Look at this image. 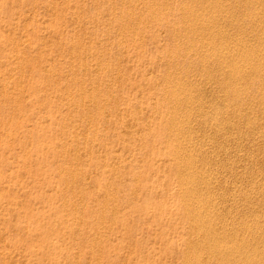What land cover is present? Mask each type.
I'll return each instance as SVG.
<instances>
[{
	"label": "rangeland",
	"instance_id": "1",
	"mask_svg": "<svg viewBox=\"0 0 264 264\" xmlns=\"http://www.w3.org/2000/svg\"><path fill=\"white\" fill-rule=\"evenodd\" d=\"M151 1L155 3V6ZM184 1L0 0V264H190L188 260H191V263L195 260L193 263L195 264L197 253L201 255L205 253L208 256L209 251L207 248L208 252L205 251L204 246H198L200 244L191 240L198 231L191 226L192 220L184 201L188 196H184L180 191L182 186L179 187L187 183L185 176H188V179L192 178L191 174L184 176L188 170L182 171L183 174L179 173L181 169L178 166L185 156L189 158L185 157L187 161L184 159V163L194 161L195 164L193 162L192 164L197 166L199 164V167L202 166L215 174V179L213 178L215 181L211 182L206 175L197 174L196 179L203 181V184L194 179L195 182L198 181L202 185H212L213 182L216 186L213 184L210 187V189L213 188L208 191L209 195L203 190L202 193L205 194L199 192L200 194L195 195L202 194L204 197H210L224 192L222 195L219 194L220 201L227 203L237 190L245 192L257 190L255 193L260 195L264 193H260L264 191V148L262 149L264 142L255 144L251 137L253 131L249 130L250 121H257L256 132L264 130V105L262 107L259 103L264 100V91H262L264 81H261L264 80V76H262L263 79L262 77L246 79L243 84L248 87L247 92H241L243 94L240 97L233 94L232 98L227 97L232 94L226 89L222 90L218 83L217 85L213 83L215 80L220 81V72L214 69L215 74L212 75L210 83L216 89L214 90L210 83V86L208 85L210 89L207 88L204 77H200L201 74H199H205L203 70L205 64L203 66L198 62L200 59H197L192 51L195 49L193 45L199 42V39L206 40L208 36L206 35L205 39L203 34L200 38L197 35L189 36L184 33L183 22H187L191 15L182 13V8L184 3L192 4L194 0ZM196 1L193 3L198 4L196 8L214 10L210 0H207L209 3L206 0ZM225 1H220L223 2V7L230 6V9L237 10L236 18L238 17L237 20L242 23H238L234 15L233 20L229 19L231 23L227 21L228 24H225V21L223 25L217 24L221 26V29L216 25L214 30L217 33L221 32L220 36L229 35V37L249 41L251 45L245 50L246 54L257 51L260 47L257 45L260 42L255 39V34H257L256 31H260L258 27L254 28L253 24H248L250 22L247 14L253 11L251 5H246L249 3L245 0ZM176 3L179 4L178 9ZM239 4L241 5L238 6ZM259 8L263 11L264 7ZM176 9L179 10L178 13ZM164 10L166 14L163 13ZM239 12L241 14L238 15ZM178 15L179 17L183 15L182 20L177 17ZM234 20L237 24L233 23ZM241 25L244 26L241 27ZM192 41L195 43L193 44ZM186 45L191 47H189L190 50ZM186 57L188 58L185 59ZM154 63L159 64L153 66ZM160 64L163 66L161 67ZM262 64L264 66V63ZM178 72L180 73L177 76ZM178 78L179 81L183 78L180 83L191 82L194 89L206 91L202 97L215 98L216 101L210 100L207 105H211L212 101L217 102L218 104L213 102L214 105H212L217 108L218 113H221L219 111L228 102L231 105L230 112H225L228 115L225 113L217 115V119L220 120L219 128L213 127L214 114V116L200 117L198 113H195L194 115L200 118H193V116L189 124L190 131L187 130L189 133L186 131L180 138L181 140L185 138L183 143L188 139L194 140V147L187 149L182 147L183 153L179 149L181 146H178L181 140L174 137L176 126L179 127V125L169 124L172 116L170 110L173 111L174 106H177L175 99H170L172 95L169 93H173L175 89L184 91L171 82L178 81ZM204 85L206 87H203ZM198 86L199 89L196 88ZM190 87L187 90L191 92ZM210 90L212 91L208 94ZM185 107L187 108V106L180 107L181 114L184 113L182 111L187 110H184ZM232 109L244 112V118L238 119V116L233 115ZM224 115L228 118L225 119ZM167 116L169 120H164L163 117ZM203 120H205L204 123ZM222 127L228 130L225 131ZM217 131L220 132L217 133ZM240 132L242 138L238 136ZM187 136L188 139H186ZM221 138L225 142L220 140ZM220 141L224 142L223 145ZM176 142L179 144L175 145ZM212 142L215 146L210 144ZM202 145L210 147L199 148ZM175 146L179 147L177 156L180 158L175 157ZM197 146L199 149L196 148ZM192 147L194 151L200 150L201 154L197 152L198 150L194 152ZM238 150H240L239 153ZM169 151L172 152L169 153ZM166 154L168 158L165 157ZM206 154L209 155L206 157ZM242 154H247L245 157L248 160L242 157L244 163L238 158ZM159 155L160 157L156 160V156ZM172 156L175 158L171 159ZM235 157L237 162L234 161ZM250 160L255 161H253L254 165L250 163L252 162ZM258 160H260L259 163ZM161 164L164 166L162 167ZM257 172L259 176L253 175ZM176 173L179 175L177 176ZM180 174L183 180L180 179ZM217 174L224 181L220 176H216ZM63 175L66 177L63 178ZM86 176L88 179L85 178ZM201 176L203 178H200ZM226 179L230 181L229 184L227 182L228 185ZM235 179H237L236 182H234ZM179 181L180 184H178ZM253 182L255 186L252 185ZM214 187H216V193L211 192L215 191ZM260 188L261 190H258ZM181 197L184 200H180ZM262 200L260 203L255 202L257 204L255 210L246 208L245 205L249 201L244 200L246 202L242 203V207H234L235 210L232 209V212H223L224 214H220L219 218L238 221L234 224L235 226L239 220L250 223L259 215L258 221L264 223V207L262 208L264 198ZM163 203L166 204L164 207ZM244 214L246 217L243 216ZM169 216L170 218L172 216L171 220ZM188 223L189 227L193 228L192 231L195 230L194 232L185 226ZM237 227L242 229L241 231L247 230L242 223ZM184 229L188 233H184ZM218 233L215 236L230 237L224 232ZM232 237L230 239L234 241ZM198 247L202 248L203 253ZM261 248L263 247L261 246L260 250ZM72 254L73 259H71ZM205 255L203 257H206ZM208 258H205L206 264L218 263L216 260L218 257L209 258L211 262Z\"/></svg>",
	"mask_w": 264,
	"mask_h": 264
},
{
	"label": "bare ground",
	"instance_id": "2",
	"mask_svg": "<svg viewBox=\"0 0 264 264\" xmlns=\"http://www.w3.org/2000/svg\"><path fill=\"white\" fill-rule=\"evenodd\" d=\"M155 1V0H154ZM160 1V0H159ZM176 1V0H175ZM188 1H190V0H188ZM207 1V0H206ZM209 1V0H208ZM207 1V3H209L210 2V4L211 5H213L212 7H213V11H211V9H210V11H208V9H204V8H202V9H200L201 7H197L196 8V6L198 5V4H196V5H194L193 3L195 2V0H194V2L191 4V3H188V2H186V0L184 1V2H186V3H184L183 5V8H182V13H187V14H189L190 13V19H187L188 21L186 22H183L184 24H183V28H182V30L184 31V33L185 34H188L189 36H191L192 34L193 35H197L198 37H200V35H205L204 36V38L206 37V35L208 36V39H206V40H202L201 39V41H200V39H199V42H197V43H195V42H193L194 41V39H193V41H192V43L194 44H190L191 46L193 45V47H195V51L193 50L192 52H193V55L197 58V59H200L198 62H200V63H202V65L203 64H205V67H206V69H204L203 68V70L205 71V74H202V73H199V74H201L200 75V77H204L203 79L206 81V83H207V86L209 85V83L210 82H212V75L213 74H215L214 73V69H215V71H217V72H220V81L219 82H217L216 80H215V82H213L214 84H216L217 85V83H218V85L222 88V90H223V88L224 89H226L227 91H228V93H230V94H232V95H227V97H232L233 98V96L235 95L236 97H240V96H242V94H241V92H247V90H248V87H246V84L244 85L243 84V82L246 80V79H248V78H251V77H259V79H261V77L262 76H264V66H263V64L262 63H264V8L262 9L263 11H260V9L261 8H259L260 6L262 7H264V0H245L246 2H248L249 4H246V5H251V7H252V9H253V11L250 13V14H247L248 16H249V18H248V16L245 14V12H244V14L247 16V18L249 19L248 21L251 23H248L249 25H252L253 24V27L254 28H256V27H258L259 28V31L260 32H257L256 31V33L257 34H255V39L257 40V41H259L260 43V45L258 44H256L257 46H260L259 48H258V50L257 51H251L250 53H245L246 51V49L251 45H249V41L247 42V41H243V39L242 40H240V39H238L237 37L235 38V37H229V35H223V36H220V31H218V32H220V33H217L216 32V30H214L215 29V27H217V26H219L220 27V29H221V24L223 25V22H225L226 21V23L225 24H228L227 23V21L228 22H230L231 23V21H229V19H231V20H233L232 18H234V15H235V13H236V11H234L235 9H230L229 7H227L226 6V8L225 7H223L224 5H223V2H220L219 0H210L209 2ZM240 1H242V0H240ZM134 2H135V0H134ZM141 2V1H140ZM148 2V1H147ZM164 2V1H163ZM162 2V3H163ZM174 2V1H173ZM196 2H198V0L196 1ZM225 2H227V0L225 1ZM231 2V1H230ZM237 2V1H236ZM127 3V2H126ZM130 3H132V1L130 2ZM149 3V2H148ZM151 3H152V1H151ZM150 3V4H151ZM157 3H158V1H157ZM160 3V2H159ZM166 3L167 4H170V3H168V1H166ZM182 2H180V4H181ZM188 3V4H187ZM205 3V2H204ZM238 3V2H237ZM236 3V4H237ZM153 5L155 4V3H152ZM164 4V3H163ZM176 4H178V3H176ZM232 4V3H231ZM233 4H235V2L233 3ZM244 4V5H245ZM139 5V4H138ZM164 5H166V4H164ZM200 5V4H199ZM209 5V4H208ZM241 4H239L238 6H240ZM243 5V6H244ZM149 6V5H148ZM147 6V7H148ZM155 6V5H154ZM181 6V5H180ZM233 6V5H232ZM149 7H152V5L151 6H149ZM166 8H167V6H165ZM171 7H174V6H171ZM182 7V6H181ZM204 7V6H203ZM245 7V6H244ZM164 8V7H163ZM162 8V9H163ZM165 8V9H166ZM177 9L179 8V4H178V7H176ZM207 8V7H206ZM210 8V7H209ZM235 8H237V7H235ZM243 8V7H242ZM250 8V7H249ZM177 9L175 10V11H177ZM259 9V11H256V10H258ZM152 10V9H151ZM150 10V11H151ZM245 11H246V9H244ZM250 10V9H249ZM155 11V10H154ZM157 11H158V9H157ZM156 11V12H157ZM171 11V10H170ZM179 11V10H178ZM178 11H177V13H178ZM208 11V12H207ZM238 11H240V10H238ZM169 12V11H168ZM131 13V12H130ZM163 13H165V10H164V12ZM170 13V12H169ZM175 13V12H174ZM180 13V12H179ZM166 14V13H165ZM183 14V15H184ZM239 14H241V12H239L238 13V15ZM149 15V14H148ZM175 15V14H174ZM182 15V16H183ZM237 15V14H236ZM236 15H235V18H236ZM244 15V16H245ZM153 16H154V12H153ZM182 16H180L179 17V15L177 16V17H179V19L180 20H182ZM188 16V15H187ZM133 17V16H132ZM155 17V16H154ZM160 17V16H159ZM163 17V16H162ZM173 18H175L174 16H172ZM176 17V18H177ZM240 18H241V16H239ZM243 17V16H242ZM172 18V19H173ZM239 18V19H240ZM260 18L263 20H260ZM150 19V18H149ZM152 19V18H151ZM164 19V18H163ZM185 19H186V15H185ZM238 19V17L235 19V20H237ZM244 19V18H243ZM161 21H162V18L160 19ZM166 20V19H165ZM168 20H169V22L171 21L170 20V17H168ZM180 20H177V21H180ZM233 21V23H235L236 21ZM156 21V20H155ZM155 21H154V23H155ZM176 21V20H175ZM184 21V20H183ZM240 21H242V20H240ZM152 22V21H151ZM164 22V21H163ZM163 22H162V24H163ZM182 22V21H181ZM237 22L238 23H242V22H239V20H237ZM237 22H236V24H237ZM158 23V22H157ZM161 23V22H160ZM174 23V22H173ZM244 23V22H243ZM217 24H220V25H217ZM235 24V25H236ZM247 24V23H246ZM263 24V25H262ZM155 25H157V24H155ZM159 25V24H158ZM171 25V24H170ZM169 25V26H170ZM177 25V24H176ZM217 25V26H216ZM230 25V24H229ZM159 26H161V25H159ZM158 26V27H159ZM172 26V25H171ZM181 26V25H180ZM233 26V25H232ZM240 26V25H239ZM244 26V25H243ZM242 25H241V27H243ZM246 26V25H245ZM223 27V26H222ZM162 28V27H161ZM166 28H169V27H166ZM226 28V27H225ZM228 28V27H227ZM232 29V28H231ZM238 29V28H237ZM246 29H248V28H246ZM165 30H167V29H165ZM176 30H177V28H176ZM182 30H179V31H182ZM218 30V29H217ZM252 30V29H251ZM256 30H258V29H256ZM136 31V30H135ZM163 31V30H162ZM170 31V30H169ZM172 31V30H171ZM170 31V32H171ZM175 31V30H174ZM173 31V32H174ZM179 31H176V32H179ZM228 31H229V29H228ZM228 31H227V33H228ZM237 31V30H236ZM241 31V30H240ZM238 32V31H237ZM236 32V33H237ZM181 33V32H180ZM236 33H234V34H236ZM161 34V33H160ZM179 34V33H178ZM177 34V35H178ZM224 34H226L225 32H224ZM243 34V33H242ZM176 34H175V36H177ZM187 35V36H188ZM222 35V34H221ZM179 36V35H178ZM182 36H183V34H182ZM232 36V35H231ZM240 36H241V34H240ZM251 36V35H250ZM194 38L196 37V36H193ZM192 37V38H193ZM197 37V38H198ZM253 37V36H252ZM172 38V37H171ZM178 38V37H177ZM176 38V39H177ZM181 38V37H180ZM184 38V37H183ZM186 38V40H187V37H185ZM201 38V37H200ZM247 38V37H246ZM249 38V37H248ZM254 38V37H253ZM189 39V38H188ZM175 40V39H174ZM192 40V39H191ZM198 40V39H197ZM250 40V39H249ZM179 41H180V39H179ZM183 40H181V42H182ZM190 41V40H189ZM184 42V41H183ZM217 42H219L218 44H217ZM250 42H251V40H250ZM256 42V41H255ZM165 43V42H164ZM188 43V42H187ZM176 44V43H175ZM182 45H183V43H182ZM188 45H189V43H188ZM188 45H186L187 46V49H189V47H188ZM176 46V45H175ZM186 46H184L185 48H186ZM231 46H232V48H236L237 50H235L234 51V49H232L231 48ZM255 46V45H254ZM257 46H256V48H257ZM252 47V46H251ZM251 47L249 48V50L251 49ZM180 49L182 48V47H179ZM184 48V49H185ZM191 48V47H190ZM253 48H255V47H253ZM252 48V49H253ZM161 49V48H160ZM180 49H179V51H180ZM186 49V50H187ZM165 50V49H164ZM190 50V49H189ZM249 50H248V52H249ZM176 51V50H175ZM174 51V52H175ZM183 51V50H182ZM242 51L244 52V53H242ZM164 52V51H163ZM174 52H173V54H174ZM177 52V51H176ZM176 52H175V56H176ZM194 52H195V54H194ZM178 53H181V52H178ZM177 53V54H178ZM184 53H185V51H184ZM168 54V53H167ZM171 54V53H170ZM182 54H183V52H182ZM186 54H187V52H186ZM172 55V54H171ZM170 55V56H171ZM191 55H192V53H191ZM140 56V55H139ZM161 56V55H160ZM178 57V56H177ZM141 58V57H140ZM163 58V57H162ZM174 58V57H173ZM172 58V59H173ZM188 57H186L185 59H187ZM144 59V58H143ZM175 59V58H174ZM173 59V60H174ZM184 59V58H183ZM183 59H180V60H183ZM145 60V59H144ZM176 60H177V58H176ZM189 60H190V58H189ZM192 60V62H193V59H191ZM142 62V61H141ZM154 62H156L155 60H154ZM175 62V61H174ZM206 62V63H205ZM159 64V63H158ZM158 64H156L155 65V63L153 64V66L155 65V66H157ZM262 64V65H261ZM161 65V64H160ZM175 65V64H174ZM151 66H152V64H151ZM150 66V67H151ZM163 65H161V67H162ZM199 66V65H198ZM204 66V65H203ZM202 66V67H203ZM263 66V67H262ZM183 67V66H182ZM192 67V66H191ZM201 67V68H202ZM155 68H157V67H155ZM155 68H153V69H155ZM180 69V68H179ZM212 70V71H211ZM182 71V70H181ZM180 71V72H181ZM180 72H178V74H177V76L179 75V73ZM202 72V71H201ZM148 73V72H147ZM193 73V72H192ZM217 74V73H216ZM165 75V74H164ZM168 75V74H167ZM176 75V74H175ZM188 74H186V76H187ZM181 76V75H180ZM195 76V75H194ZM219 76V75H218ZM166 77V76H165ZM164 77V78H165ZM168 77V76H167ZM217 77V76H216ZM216 77H214V78H216ZM164 78H163V80H164ZM169 78V77H168ZM171 78V77H170ZM195 78V77H194ZM252 78V79H253ZM144 79V78H143ZM149 79V78H148ZM147 79V80H148ZM173 79H175V78H173ZM182 80H183V78H181ZM181 79H180V81H181ZM185 79V78H184ZM197 79V78H196ZM262 79H263V77H262ZM145 80V79H144ZM166 81L168 80V79H165ZM198 80V79H197ZM200 80V79H199ZM217 80H218V78H217ZM249 80H251V79H249ZM152 81H154V80H152ZM171 81V80H170ZM169 81V82H170ZM178 81H179V78H178ZM178 81H171V82H173V83H175L176 85H178V87H180L179 89H183L184 91H182V92H180V91H178V90H171V91H173V93H169V94H171L172 96H171V100L174 98L175 99V102H176V104H177V106L175 105V104H173V105H175L174 106V109H173V111L172 110H170L169 108V110L171 111L170 113H172V116H171V118H170V122H169V124L170 125H175L176 126V124H178L179 125V127L178 126H176V133H175V135H174V137L176 136V138L175 139H180V138H182V136H183V134L189 129V131H190V126H189V124H190V122H191V120L193 119V118H197L198 116H200V117H205V116H207V115H212V116H214L215 115V117H213V119L215 120L214 122H213V127H215V128H219V126H220V120H219V118L217 119V115H223V113H225V112H227V111H229L230 112V107H231V105L229 104V102L227 103V105H224V103H223V105H224V107H223V109L221 110V111H219V112H221V113H218V110H216L217 108H214L213 107V105H214V101H212V104L211 105H207V104H209V101L210 100H214L215 98H212V97H210V98H212V99H210L209 98V96H207L208 97V101L205 99V101H203L204 100V97H202V95L204 94V92H206V91H204V90H202V89H200V90H196V89H194L195 87H193L189 82H188V84H187V82H181L180 83V81L178 82ZM186 81V80H185ZM201 81V80H200ZM255 81V80H254ZM261 81H264V80H261ZM260 81V82H261ZM198 82V81H197ZM250 82H253V80H251ZM249 82V83H250ZM257 82V81H256ZM259 82V83H260ZM150 83V82H149ZM196 83V82H195ZM202 83H204V82H202ZM255 83V82H254ZM253 83V84H254ZM262 83V82H261ZM261 83H260V86H261ZM190 84V86H192V87H190V86H188ZM205 84V83H204ZM211 85H212V83H210ZM263 84V83H262ZM148 85H151V84H148ZM155 85H156V83H155ZM169 85V84H168ZM199 85V84H198ZM202 85V84H201ZM206 85V84H205ZM203 86V87H206V86ZM171 86H173V85H171ZM210 86V85H209ZM209 86L207 87V88H209ZM218 86V87H219ZM243 86H245V88L243 89ZM251 86H252V83H251ZM263 86H264V84H263ZM191 88V89H189V90H191V92L190 91H188L187 89L188 88ZM212 87H213V85H212ZM217 87V86H216ZM252 87H254V85L252 86ZM259 87V86H258ZM167 88H169V87H167ZM176 88V87H175ZM196 88H200L199 86L198 87H196ZM214 88V90L216 89L215 87H213ZM220 88V89H221ZM205 89V88H204ZM210 89V88H209ZM212 89V88H211ZM218 89V88H217ZM252 89V88H251ZM255 89H256V87H255ZM258 89V88H257ZM169 90V89H168ZM206 90V89H205ZM226 90H224V91H226ZM259 90H260V88H259ZM258 90V91H259ZM262 90V89H261ZM165 91H166V89H165ZM164 91V92H165ZM211 91L212 90H210V92H208V94L209 93H211ZM221 91V90H220ZM253 91H254V89H253ZM262 91H264V90H262ZM148 92V91H147ZM195 92H196V94H195ZM224 93V92H223ZM249 93V92H248ZM248 93H246V94H248ZM256 93V92H255ZM168 94V93H167ZM218 94V93H217ZM220 94V93H219ZM234 94V95H233ZM194 95H196V97H194ZM213 95V94H212ZM249 95H250V93H249ZM261 95H263L262 94V92H261ZM217 96V95H216ZM167 97V96H166ZM215 97V96H214ZM222 97V96H221ZM220 97V98H221ZM224 97V96H223ZM261 97H263V96H261ZM165 98V97H164ZM168 98H169V96H168ZM196 98V99H195ZM219 98V97H218ZM255 98V97H254ZM203 99V100H202ZM224 99V98H223ZM225 99H227V98H225ZM243 99V98H242ZM170 101V100H169ZM215 101H216V99H215ZM221 101V100H220ZM226 101V100H225ZM231 101V100H230ZM257 101V100H256ZM259 101H260V99H259ZM168 102V101H167ZM208 102V103H207ZM214 102V103H213ZM233 102V101H232ZM253 102V101H252ZM211 103V102H210ZM217 103V102H216ZM215 103V104H216ZM245 103V102H244ZM249 103V102H248ZM259 103H261V105L260 106H262V105H264V100H261V102H259ZM218 104V103H217ZM239 104V103H238ZM241 104V103H240ZM181 106H187V108L185 107V109L184 110H186V111H182V113L184 114H181L180 112H181V110H180V107ZM244 106H245V104H244ZM216 107H217V105H216ZM249 107V106H248ZM253 107V106H252ZM263 107V106H262ZM161 108V107H160ZM171 108V107H170ZM184 108V107H183ZM212 108H214V110L212 109ZM218 108H220V107H218ZM242 108V107H241ZM221 109V108H220ZM246 109V108H245ZM249 109H251V108H249ZM260 109V108H259ZM264 109V108H263ZM156 110H157V108H156ZM160 110V109H159ZM179 110H180V112H179ZM233 110V115L234 116H238V119H243L244 118V116L243 115H245L244 114V112L242 113L241 112V110H235V109H232ZM244 110V109H243ZM255 110V109H254ZM165 110H163V112H164ZM248 111V110H247ZM258 111H261V110H258ZM161 112V111H160ZM159 112V113H160ZM157 113H158V110H157ZM169 113V114H170ZM180 113V114H179ZM195 113H198L197 115V117L195 116L196 114ZM195 114V115H194ZM214 114V115H213ZM225 114H227V113H225ZM231 113H229V115H230ZM249 114V113H248ZM262 114V113H261ZM165 115H166V113H165ZM165 115L163 114V116L165 117ZM228 115V114H227ZM252 115V114H251ZM255 115V114H254ZM253 115V116H254ZM169 116V115H168ZM168 116L166 117V118H164L163 117V119L165 120V119H167V120H169L168 119ZM194 116V117H193ZM225 116V115H224ZM248 116V115H247ZM246 116V117H247ZM259 116V115H258ZM193 117V118H192ZM200 117H198V118H200ZM219 117V116H218ZM221 117V116H220ZM223 117V116H222ZM231 117H232V114H231ZM260 117V116H259ZM264 117V116H263ZM262 117V118H263ZM211 118V117H210ZM224 118V117H223ZM226 118H228V116L226 117L225 116V119ZM202 119V118H201ZM205 119V118H204ZM236 119H237V117H236ZM196 120V119H195ZM248 120V119H247ZM161 121V120H160ZM201 121V120H200ZM204 121L205 120H203V123H204ZM213 121V120H212ZM227 121V120H226ZM243 121V120H242ZM245 121V120H244ZM262 121V120H261ZM167 122V121H166ZM194 122V121H193ZM199 122V121H198ZM227 122H229V121H227ZM159 123V122H158ZM158 123H157V125H158ZM161 123H163L162 121H161ZM168 123V122H167ZM199 123H201V122H199ZM250 123V126H249V130H250V132L251 131H253V134H251V137L253 138L252 140H253V142L255 143V144H260V143H262V142H264V130H262V131H255L256 129H257V127H258V123H257V121H250L249 122ZM248 123V124H249ZM192 124V123H191ZM207 124V123H206ZM148 125V124H147ZM160 125H162V124H160ZM164 125H166V124H164ZM200 125V124H199ZM204 125V124H203ZM208 125H209V122H208ZM230 125H232V124H230ZM149 126V125H148ZM163 126V125H162ZM167 126H169V125H167ZM175 126H173V128L175 127ZM202 126V125H201ZM206 126V125H205ZM225 126V125H224ZM170 127H172V126H170ZM190 127V128H189ZM242 127V126H241ZM193 128H194V126H193ZM206 128H207V126H206ZM224 130H225V128L224 127H222ZM261 128V127H260ZM208 129H209V127H208ZM211 129V128H210ZM222 129V130H223ZM193 130V129H192ZM226 130H228V128L226 129ZM225 130V131H226ZM241 130V129H240ZM240 130H238V131H240ZM172 132H174L173 130H172ZM188 132V131H187ZM205 132H207V131H205ZM220 132V131H219ZM218 131H217V133H219ZM231 132V131H230ZM249 132V131H248ZM169 133V132H168ZM189 133V132H188ZM209 133V132H208ZM214 133V132H213ZM226 133V132H225ZM174 134V133H173ZM222 134V133H221ZM229 134V133H228ZM244 134H245V132H244ZM249 134V133H248ZM195 135V134H194ZM206 135H207V133H206ZM223 135V134H222ZM222 135H220V136H222ZM225 135V134H224ZM223 135V136H224ZM243 135V134H242ZM172 136V135H171ZM184 136H186V135H184ZM203 136V135H202ZM208 136V135H207ZM207 136H205V137H207ZM220 136H219V138H220ZM222 136V137H223ZM230 136H232L233 137V135H230ZM235 136V135H234ZM239 137H241V132L239 133V135H238ZM237 136V137H238ZM191 137V136H190ZM199 137V136H198ZM211 137V136H210ZM227 137H228V135H227ZM227 137H224V138H227ZM236 137V136H235ZM234 137V138H235ZM244 137H246V136H244ZM243 137V138H244ZM173 138V137H172ZM197 138V137H196ZM208 138V137H207ZM218 138V137H217ZM242 138V137H241ZM240 138V139H241ZM247 138V137H246ZM174 139V138H173ZM184 137H183V139L181 140V142H180V145H178L179 143H177L178 142V140H177V142L175 143V145H178V146H181L180 148L179 147H177V148H179L180 150H181V148L182 147H184L185 149H187V148H190L191 146H193L194 147V140L193 141H191V140H189L188 139V136L186 137V139H188V140H185L186 142H182V141H184ZM199 139V138H198ZM237 139H239V138H237ZM239 139V140H240ZM179 140V141H180ZM220 140H222V138L220 139ZM196 141V140H195ZM201 141V140H200ZM214 141H217V140H214ZM222 141H224V140H222ZM227 141V140H226ZM241 141H243V140H241ZM245 141H249V140H245ZM225 142V141H224ZM224 142H221L220 141V143L222 144V143H224ZM228 142V141H227ZM260 142V143H259ZM196 144H197V142H195ZM208 143V142H207ZM213 143V142H212ZM210 143L212 146L215 144V143ZM219 143V145L217 144V142H216V144L218 145V146H221V144ZM232 143V142H231ZM195 144V145H196ZM200 143H198V146H200L199 145ZM233 144V143H232ZM244 144V143H243ZM247 144H248V142H247ZM223 145V144H222ZM254 145V144H253ZM174 146V145H173ZM198 146L196 147V148H198ZM205 146V145H204ZM203 145H202V147H199V148H206V146H209V145H206L205 147H204ZM211 146V147H212ZM215 146V145H214ZM218 146H216V147H218ZM229 146V145H228ZM246 146V145H245ZM264 146V145H263ZM172 147V146H171ZM170 147V148H171ZM192 147V148H193ZM210 147V146H209ZM208 147V148H209ZM222 147V146H221ZM247 147V146H246ZM250 147V146H249ZM174 148H176V146L174 147ZM173 148V149H174ZM174 149V154H175V157L178 155V151H180L179 149ZM184 148H182V150L184 149ZM198 148V149H199ZM254 148V147H253ZM264 147H262V149H263ZM172 149V148H171ZM170 149V150H171ZM172 149V150H173ZM198 149H196L195 151H197ZM212 149V148H211ZM211 149H210V151H211ZM214 150L213 151H215V148H213ZM229 149V148H228ZM239 149V148H238ZM181 150V152L183 153V151ZM191 150V149H190ZM203 150V149H202ZM188 151H189V149H188ZM193 151H194V148H193ZM192 151V152H193ZM194 151V152H195ZM205 151V150H204ZM210 151H209V153H210ZM239 151L240 150H238V153H239ZM258 151V150H257ZM172 151H169V153H171ZM185 152V151H184ZM199 154H201V152H200V150H198L197 151ZM208 152V151H207ZM216 152V151H215ZM221 152V151H220ZM247 152V151H246ZM249 152V151H248ZM168 153V154H169ZM181 153V154H182ZM206 152H204V154H205ZM242 153V152H241ZM180 154V155H181ZM190 154V153H189ZM203 154V153H202ZM229 154V153H228ZM236 154V153H235ZM258 154V153H257ZM260 154V153H259ZM262 154V153H261ZM187 155V154H186ZM194 155H195V153H194ZM198 155V154H197ZM209 155V154H208ZM207 154H206V157L208 156ZM230 155H231V153H230ZM247 154H242V155H240V157H238L241 161H242V159L244 158V159H247L245 156H246ZM249 155V154H248ZM163 156V155H162ZM169 156H170V154H169ZM185 156V155H184ZM188 156V155H187ZM189 156H191V155H189ZM203 156V155H202ZM205 156V155H204ZM228 156V155H227ZM155 157V156H154ZM157 157H160V155L159 156H156V160H157ZM166 158H168L167 157V154H166V156H165ZM173 157L174 156H172V158L171 159H173ZM174 157V158H175ZM177 157H179V156H177ZM182 157V156H181ZM186 157V156H185ZM184 157V159H185V161H187V159L189 158V157H186L185 158ZM221 157V156H220ZM243 157V158H242ZM251 157V156H250ZM254 157V156H253ZM180 158V157H179ZM197 158V157H196ZM222 158V157H221ZM226 158V157H225ZM229 158V157H228ZM248 158H249V156H248ZM259 158V157H258ZM258 158H256V159H258ZM263 158V157H262ZM154 159V158H153ZM181 159H183V158H181ZM183 159V160H184ZM191 159V158H190ZM193 159V158H192ZM233 159V158H232ZM235 160L234 161H236V157L234 158ZM238 159V160H239ZM249 159H252V158H249ZM254 159V158H253ZM179 161L180 162V166H178V168L179 169H181V172L179 171V173H182L183 174V172L182 171H186L187 172V170H188V172L187 173H184V176L185 175H190L191 174V176L190 177H192V178H190V179H188V176H185V177H187V180H185V181H187V183L186 184H184V185H179V187L180 186H182L181 187V189H180V191L182 192V194H184V196H188L187 197V200L185 199H182V197L180 198V200H184V201H186L185 203H186V206H187V208H188V215H189V217L191 218V220H192V227H194V228H196L197 229V231L198 232H196V234H194V240L193 239H191L192 241H195V243H198V244H200V245H198V246H204V248L206 249H208V251H207V249L205 250V251H207L208 252V256L207 255H205V253H203L202 252V248L201 247H198V248H201V253H203L202 255L201 254H199V253H197V255H195V256H197V257H195V259L197 258V261L195 262V264H206V261H205V258L207 259L208 257L211 259V258H214V257H218V259L216 258V260L218 261V263L217 264H264V260H263V257H264V235L262 236V234H261V230L262 229H264L263 227H264V223H263V221H258V216L257 215H254V216H257V218H252L253 220L249 223V222H242L241 220H239V223L237 224L238 226L240 225L241 226V223L242 224H244L246 227H247V230L245 229L244 231H241L238 227H237V225H235L234 226V224H236V222H238V221H236L235 222V220H233V221H228L227 220V218H226V220L228 221H226L225 219H221L222 217H220L219 218V216H221L220 214H222L223 212H232L233 210L232 209H234V207H239V206H243L242 205V203L243 202H246V201H244V200H247V202L249 201V203H245L246 205V208H248V209H252V210H255V209H257V204L255 203V202H257V203H260V201L264 198V193L263 194H257V193H255L256 191H254V192H245V191H238L237 190V192L235 193V195L233 194H231L232 195V198H230L231 200H230V202H227L226 203V201L225 200H223V201H225V203H222V201H220V197H221V195L224 193H216V187H214V190L215 191H211V192H214V193H216L217 195H215V196H208V197H204V196H202V194H205V193H202V190H203V192H205V191H210L211 189H210V187L211 186H213V182H212V185L210 184H205V185H202L203 184V181L201 182L200 181V179H196L198 176H197V174H201V175H206L209 179H210V182L213 180V181H215L214 179V173H213V171L211 172V171H209V170H206V168H202V166L201 167H199L200 165L198 164V166L197 165H194L195 164V162L194 161H192L194 164H192V162H190V164H189V162H187V163H184V161ZM215 160H217V159H215ZM219 160H220V158H219ZM218 160V161H219ZM239 160V163L241 162ZM248 160V159H247ZM246 160V161H247ZM175 161H176V159H175ZM250 161H252V160H250ZM254 161V160H253ZM253 161L252 162H250V163H253ZM259 161L260 160H258V163H259ZM154 162H155V160H154ZM217 162V161H216ZM237 162V161H236ZM249 162V161H248ZM255 162V161H254ZM242 163H244L243 161H242ZM247 163V162H246ZM257 163V162H256ZM163 164V163H162ZM162 164H161V166H162ZM176 164H179V163H176ZM175 164V165H176ZM235 164V163H234ZM249 164V163H248ZM262 164V163H261ZM236 165V164H235ZM242 165V164H241ZM252 165H254V163L252 164ZM164 166V165H163ZM162 166V167H163ZM237 166V165H236ZM240 166V165H239ZM259 166V165H258ZM264 166V165H263ZM246 167V166H245ZM262 167V166H261ZM157 168V167H156ZM166 168V167H165ZM237 168V167H236ZM242 168V167H241ZM252 168V167H251ZM63 169V168H62ZM239 169V168H238ZM262 169V168H261ZM66 170V169H65ZM161 170V169H160ZM175 170V169H174ZM228 170V169H227ZM227 170H225V171H227ZM235 170V169H234ZM251 170V169H250ZM258 170V169H257ZM236 171H238V170H236ZM245 171V170H244ZM247 171H249V170H247ZM233 172V171H232ZM252 172V171H251ZM250 172V173H251ZM261 172H262V170H261ZM61 173V172H60ZM66 173V172H65ZM72 173V172H71ZM222 173V172H221ZM258 173V172H257ZM253 174V175H258L259 176V173L258 174ZM223 174V173H222ZM221 174V175H222ZM229 174V173H228ZM235 174V173H234ZM233 174V175H234ZM236 174H237V172H236ZM238 174H240V173H238ZM241 174H242V171H241ZM240 174V175H241ZM243 174H245V173H243ZM176 175H177V173H176ZM179 175V174H178ZM177 175V176H178ZM194 175H196V177L194 176ZM64 176L65 175H63V178H64ZM181 174H180V179H182L181 178ZM216 176H220V175H216ZM222 176H224V175H222ZM237 176V175H236ZM239 176V175H238ZM242 176V175H241ZM241 176H239V177H241ZM246 176V175H245ZM261 176V175H260ZM262 176H263V174H262ZM66 177V176H65ZM195 177V178H194ZM221 177V176H220ZM247 177V176H246ZM254 177V176H253ZM257 177V176H256ZM255 177V178H256ZM79 178V177H78ZM82 177H80V179H81ZM85 178H87V176L85 177ZM161 178V177H160ZM200 178H203V176H201ZM208 178H206V179H208ZM214 178V179H213ZM222 178V177H221ZM224 178H225V176H224ZM227 178V177H226ZM258 178V177H257ZM88 179V178H87ZM86 179V180H87ZM179 179V180H180ZM186 179V178H185ZM194 179H196V180H199L200 181V183H202V184H200V183H198V181H196L195 182V180ZM223 179V178H222ZM222 179H221V181H222ZM237 179H238V177H237ZM237 179H235V181L234 182H236L237 181ZM251 179V178H250ZM75 180H77V179H75ZM172 180V179H171ZM183 180V179H182ZM181 180V181H182ZM203 180V179H202ZM220 180V179H219ZM66 181H67V179L65 180V184H66ZM70 181V180H69ZM84 181H85V179H84ZM206 181V180H205ZM208 182H209V180H207ZM217 181V180H216ZM223 181H224V179H223ZM239 181H240V178H239ZM262 181H263V179H262ZM261 181V182H262ZM72 182V181H71ZM154 182V181H153ZM177 182V181H176ZM218 182H220V181H218ZM227 179H226V184H227ZM232 182V181H231ZM68 183V182H67ZM70 183V182H69ZM81 183V182H80ZM161 183V182H160ZM175 183V182H174ZM173 183V184H174ZM182 183H183V181H182ZM206 183V182H205ZM215 183H217V182H215ZM222 183V182H221ZM230 183V181L228 182V184ZM240 183V182H239ZM243 183V182H242ZM248 183V182H247ZM252 183V182H251ZM154 184V183H153ZM152 184V185H153ZM178 184H180V181H179V183ZM223 184L224 185H226L224 182H223ZM222 184V185H223ZM227 184V185H228ZM232 184V183H231ZM255 183L253 182V184L252 185H254ZM257 184V183H256ZM261 184V183H260ZM264 184V183H263ZM262 184V185H263ZM159 185V184H158ZM215 185V184H214ZM219 185V184H218ZM217 185V186H218ZM221 185V186H222ZM237 185V184H236ZM240 185V184H239ZM249 185V184H248ZM251 185V186H252ZM259 185V184H258ZM216 186V185H215ZM250 186V185H249ZM255 186V185H254ZM260 186V185H259ZM219 187H220V185H219ZM224 187V186H223ZM227 187V186H226ZM232 187V186H231ZM64 188V187H63ZM178 188V187H177ZM240 188V187H239ZM247 188H248V186H247ZM256 189H257V187H255ZM72 189V188H71ZM101 189V188H100ZM226 189V188H225ZM249 189V188H248ZM263 189V188H262ZM62 190V189H61ZM109 190V189H108ZM199 190V191H198ZM223 190V189H222ZM221 190V191H222ZM232 190V189H231ZM244 190H245V188H244ZM253 190H255V189H253ZM258 190H261V188L260 189H258ZM99 191V190H98ZM180 191H179V193H180ZM224 191V190H223ZM73 192V191H72ZM104 192H106V191H104ZM134 192H135V190H134ZM202 193L201 195H195V194H200V193ZM226 193L228 192L227 190L225 191ZM232 192V191H231ZM261 192H264V191H260V193ZM110 193V192H109ZM225 193V194H226ZM243 193H245V194H243ZM259 193V192H258ZM103 195H104V193H102ZM101 194V195H102ZM106 194V193H105ZM111 194V193H110ZM181 194V195H182ZM212 194V193H211ZM219 194H221L220 195V197H219ZM180 195V196H181ZM207 195V194H206ZM208 195H209V192H208ZM230 195V196H231ZM258 195H259V197H258ZM168 196H170V194H168ZM224 196V195H223ZM222 196V197H223ZM229 196V197H230ZM151 197V196H150ZM172 197V196H171ZM177 197V196H176ZM73 198V197H72ZM184 198V197H183ZM226 198V197H225ZM68 199V198H67ZM72 200V199H71ZM169 200V199H168ZM175 200V199H174ZM229 200V199H228ZM73 201H74V199H73ZM263 201V200H262ZM180 203V202H179ZM182 203H184V202H182ZM72 204H73V202H72ZM160 205V204H159ZM166 205V204H165ZM164 205V203H163V207L165 206ZM179 205V204H178ZM184 206H185V204H183ZM261 205H262V203H261ZM72 206V205H71ZM168 206V205H167ZM183 206V207H184ZM260 206V205H259ZM113 207H114V205H113ZM182 207V208H183ZM261 207V206H260ZM264 206H262V208H263ZM71 208V207H70ZM102 208V207H101ZM166 208V207H165ZM185 208V207H184ZM104 209V208H103ZM102 209V210H103ZM159 209V208H158ZM261 209V208H260ZM101 210V209H100ZM115 210V209H114ZM163 210V209H162ZM169 211H170V208L168 209ZM235 210V209H234ZM243 210H244V208H243ZM247 210V209H246ZM168 211V212H169ZM186 211V210H185ZM185 211H183V213H185ZM237 211V210H236ZM249 211V210H248ZM113 212V211H112ZM172 212V211H171ZM177 212V211H176ZM242 212V211H241ZM252 212H255V211H252ZM262 213H263V211H261ZM101 213V212H100ZM103 213V212H102ZM144 213V212H143ZM170 213V212H169ZM168 213V214H169ZM238 213V212H237ZM250 213H251V211H250ZM256 213V212H255ZM167 214V215H168ZM224 214V213H223ZM264 214V213H263ZM81 216V215H80ZM163 216V215H162ZM222 216H224V215H222ZM244 217H246L245 216V214L243 215ZM82 217H83V215H82ZM167 217V216H166ZM184 217V216H183ZM229 217V216H228ZM233 217V216H232ZM238 217H239V215H238ZM243 217V218H244ZM78 218V217H77ZM171 218H172V216H171ZM171 218H170V216H169V219L171 220ZM236 218V217H235ZM74 220L76 219V218H73ZM80 219H82L81 217H80ZM85 219V218H84ZM141 219V218H140ZM168 219V218H167ZM175 219V218H174ZM178 219V218H177ZM181 219V218H180ZM231 219V218H230ZM233 219V218H232ZM238 219V218H237ZM236 219V220H237ZM242 219V218H241ZM246 220H247V218H245ZM249 219V218H248ZM263 219V218H262ZM261 219V220H262ZM102 220H104V218L102 219ZM173 220V219H172ZM188 220V219H187ZM81 221V220H80ZM79 221V222H80ZM85 221V220H84ZM114 221V220H113ZM250 221V220H249ZM166 222V221H165ZM189 222V221H188ZM79 224V223H78ZM181 224V223H180ZM123 225H124V223H123ZM174 225V224H173ZM185 226H187V228H190L189 226V223H188V225H185ZM161 227V226H160ZM176 227V226H175ZM182 227H183V225H182ZM251 229H250V228ZM253 227V228H252ZM249 228V229H248ZM186 229V228H185ZM185 229H184V231H185ZM191 229V232H194V231H192L193 230V228H190ZM173 230H175V228L173 229ZM173 230H172V232H173ZM182 230V229H181ZM262 231H264V230H262ZM166 232H167V230H166ZM221 233V232H224V233H226V234H229L230 235V237L231 236H233L234 237V241H233V239L231 240L230 239V237H229V235H228V237L229 238H223L224 236H223V234H222V236L223 237H221V235L220 236H215L217 233ZM176 233V232H175ZM184 233H188V231L186 232H184ZM183 233V234H184ZM218 233V234H219ZM166 234V233H165ZM180 234H181V232H180ZM61 236V235H60ZM171 236V235H170ZM190 236H191V234H190ZM189 236V237H190ZM146 237V236H145ZM188 237V238H189ZM226 237V236H225ZM232 237V238H233ZM97 238V237H96ZM170 238V237H169ZM154 239V238H153ZM163 239V238H162ZM167 239V238H166ZM190 239V238H189ZM188 239V240H189ZM227 239V240H226ZM228 239H230V240H228ZM184 240V239H183ZM187 240V241H188ZM148 241V240H147ZM169 241V240H168ZM184 241H186V240H184ZM190 241V240H189ZM191 241V242H192ZM153 242V241H152ZM164 242V241H163ZM167 243V242H166ZM186 244H188V243H186ZM178 245H180V244H178ZM185 245V244H184ZM183 245V246H184ZM193 245V244H192ZM196 245V244H195ZM100 246V245H99ZM98 246V247H99ZM188 246V245H187ZM263 247V248H261V250H260V247ZM101 247V246H100ZM177 247V246H176ZM179 247V246H178ZM181 247V246H180ZM192 247V246H191ZM191 247H187L188 249L189 248H191ZM195 247H197V246H195ZM163 248V247H162ZM174 248V247H173ZM188 249H186V251H189ZM196 249V248H195ZM262 249H263V251H262ZM165 250V249H164ZM185 250V249H184ZM198 250V249H197ZM195 251V252H198V251H200V250H198V251ZM204 250V249H203ZM98 251H100L99 250V248H98ZM175 251H177V250H175ZM157 252V251H156ZM176 253V252H175ZM183 253H185V252H183ZM169 254V253H168ZM207 254V253H206ZM158 255V254H157ZM184 255V254H183ZM191 255H193V253L191 254ZM206 256V257H203V256ZM98 256V255H97ZM187 256H188V253H187ZM186 256V257H187ZM64 257V256H63ZM70 258V257H69ZM183 258V257H182ZM208 258V259H209ZM65 259H66V257H65ZM71 259H73V254H72V258ZM100 259V258H99ZM209 259V260H210ZM133 260V259H132ZM185 260V259H184ZM216 260H214V261H216ZM71 261V260H70ZM187 261V260H186ZM186 261H184V262H186ZM195 261V260H194ZM194 261H193V263H194ZM208 261V260H207ZM126 262V261H125ZM124 262V263H125ZM183 262V263H184ZM192 261L191 260H188V263H190V264H193V263H191ZM210 262H211V260H210ZM213 262V261H212ZM133 263V262H132ZM175 263V262H174ZM180 263V262H179ZM209 263V262H208ZM78 264V263H77ZM98 264V263H97ZM176 264V263H175ZM182 264V263H181ZM212 264V263H211Z\"/></svg>",
	"mask_w": 264,
	"mask_h": 264
}]
</instances>
